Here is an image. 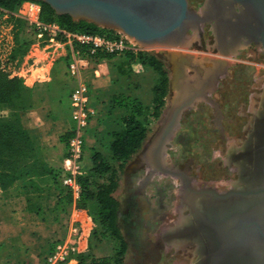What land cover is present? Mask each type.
Wrapping results in <instances>:
<instances>
[{
  "label": "rangeland",
  "instance_id": "374dc122",
  "mask_svg": "<svg viewBox=\"0 0 264 264\" xmlns=\"http://www.w3.org/2000/svg\"><path fill=\"white\" fill-rule=\"evenodd\" d=\"M30 1L34 0H23L13 9L0 7V68L9 77L22 78L28 87L36 77L49 81L52 95L46 97L42 108L33 98L32 108L22 115L34 144L40 148L35 155L38 160L34 165H38L32 170L38 174V168L45 163L58 174L55 180L37 175L27 179L32 209L37 205L39 209L28 212L33 222L24 238L13 236L0 243V264H76L79 254L111 256L117 250L118 242L108 233L103 235L95 204L89 202L86 207H79L80 189L64 182L69 173L76 178L86 175L92 166L91 156L85 155L89 162L78 163V167L75 162L66 163L69 168L66 170L63 160L68 157V144L58 141L60 132L68 128L67 121L72 120L71 91L80 83L85 84L83 78L90 72L70 73L69 65L73 59L63 34L57 40H50L25 27L21 15L25 14ZM227 1L235 12L244 11L243 7H246ZM227 1L186 0L189 18L181 30L163 40L140 42L128 36L136 46L135 50H129L134 56L138 52L154 55L166 71L167 92L158 116L152 115V87L158 79L155 72L141 64L137 57L127 59L124 53L98 60L106 64L102 67L104 73L102 69L99 71L100 86L96 83L97 88L104 91L103 102L113 94H122L137 99L145 107L146 138L122 169L109 158L106 148H98L116 171L117 188L113 195L119 206L121 197L125 199L121 205L123 217L119 221L126 250L120 264H175L174 261L183 259V252L194 247L187 239H173L172 233H168L178 224V219L188 214L187 203L194 202L196 197V203L211 199L210 194H203L210 189L219 196L248 189V174L244 168L249 166L246 155L253 151L249 141L238 148L241 145L238 138L244 139L243 133L251 131L252 135L255 118L260 112L254 116L252 111L260 106L256 101L261 99L250 95L248 111L234 101L238 91L264 92V51L257 39L247 38L246 32L238 34L236 29L235 34L225 33L228 39L231 37L227 40L228 49L221 47V36L215 32L214 19L208 13L212 3ZM237 4L241 8H237ZM80 19L104 33L123 32L111 22L75 20ZM105 66L108 72H105ZM91 86L94 84L89 78L85 88ZM262 104L264 111V95ZM179 107L171 132L159 146L163 128ZM7 112V108L0 109V115ZM249 115L254 117L250 118L249 130H244V119ZM72 123L76 126L73 120ZM239 153L245 163L241 158L235 159ZM262 153L264 151H260ZM81 160L82 155L76 162ZM21 185L19 181L1 192L0 200L3 195H13ZM67 194H70L68 200ZM122 222L126 228L122 227ZM56 243L73 246L75 252L71 258L62 262L50 260ZM167 252L176 253L169 259L171 254Z\"/></svg>",
  "mask_w": 264,
  "mask_h": 264
},
{
  "label": "trees",
  "instance_id": "16d2710c",
  "mask_svg": "<svg viewBox=\"0 0 264 264\" xmlns=\"http://www.w3.org/2000/svg\"><path fill=\"white\" fill-rule=\"evenodd\" d=\"M22 1L0 0V7L13 9ZM37 2L41 5L40 19L43 21H57L63 29L73 32L104 33L85 20H75L69 14H57L44 1ZM74 47L80 50L82 55H87L84 45L74 43ZM111 55L113 54L97 52L94 55H88V57L98 61L101 58H110ZM124 56L127 59L137 57L141 64L157 74V82L152 87V115L158 116L168 86V77L161 61L154 55L141 52L134 56V53L129 50L124 52ZM112 102L113 107H123L126 113L121 116L123 126L112 131V140L106 150L109 158L117 162L118 168L122 169L124 163L141 148L146 138L145 107L137 99L122 94L113 95ZM32 106V87L26 86L20 77H9L0 68V109H8L7 114L0 115V189L4 192L15 183L22 182L21 188L26 198L27 209L29 212H37L39 206L32 209V200L28 192L29 184H26V181L34 175L42 178L50 176L52 180H55L58 172L45 163H42V166L38 168V174L32 170L34 166L38 165H34L38 160L35 155L40 148L34 144L31 133L24 127L21 119L22 113ZM70 134L69 130L64 132L59 135V140L67 143ZM90 160L92 166L88 169V173L76 178L80 189L77 204L81 208L86 207L89 202L95 204L96 217L102 227L103 235L110 234L118 242V248L111 256L95 257L79 254L76 264H120L126 250V241L118 221L119 201L113 195L117 188L116 171L106 162L100 151H94ZM104 178V181L99 182ZM68 195L70 194H67V200Z\"/></svg>",
  "mask_w": 264,
  "mask_h": 264
},
{
  "label": "water",
  "instance_id": "95a60500",
  "mask_svg": "<svg viewBox=\"0 0 264 264\" xmlns=\"http://www.w3.org/2000/svg\"><path fill=\"white\" fill-rule=\"evenodd\" d=\"M46 2L57 14H69L73 19L85 18L93 21L111 22L119 26L123 32L136 41L150 42L163 40L173 32L183 28L187 14L186 0H40ZM244 4L255 14L260 29L255 30L264 51V0H231ZM179 107L172 118L163 128L158 145L161 146L171 132ZM264 165V164H262ZM256 196L264 198V187L257 186L241 192H229L227 195L217 198L227 199L234 196ZM253 225L258 226L257 222ZM263 226V225H262ZM241 228V227H240ZM239 230L244 241H240V248L248 246L249 237L255 238L257 243L261 241L258 232L246 228ZM235 233V232H234ZM231 240V238H229ZM259 252V251H258Z\"/></svg>",
  "mask_w": 264,
  "mask_h": 264
},
{
  "label": "flooded vegetation",
  "instance_id": "af4514ba",
  "mask_svg": "<svg viewBox=\"0 0 264 264\" xmlns=\"http://www.w3.org/2000/svg\"><path fill=\"white\" fill-rule=\"evenodd\" d=\"M216 1L219 2V1H227V0H216ZM236 6H237V8H239L240 4L239 5L237 4ZM243 8L245 10L247 7H243ZM250 12H249V14H250L249 17L243 19L242 22H239V21L237 22L238 26L236 28V32L238 34L240 32H246L248 34V35H246L247 38H249L253 41L255 39H257L259 41V39H258L259 35L255 32V30H256V28L260 29L261 26H260V23H258L255 14L252 12L250 13ZM235 39L237 40L238 37L235 36ZM227 40H229V39H227V37H226V40L224 41L225 44L223 45V48L225 46L224 50H227L229 47V44H228L229 41L227 42ZM226 42H227V44H226ZM260 44H261V42H260ZM261 48H262V44H261ZM238 72H240V71H238ZM236 94H237V100L234 101V103L236 105H238V107L244 106L246 111H248V109L250 108V100H249L250 95L258 96L261 100L256 101V103H259L260 106L257 109H255V111H252V113L255 116L256 113L258 111H260L259 117L260 116L262 117L261 114L264 113V111H262L263 110L262 109V105H263L262 103H263V95H264L263 91L258 92V93L250 92V91H243V92L238 91V92H236ZM253 117L249 115L244 119L246 122V125H245V128H242V129L249 130L248 127L250 125L248 126V124L250 123V120H251L250 118H253ZM255 119H257V117ZM262 122L264 123V117L262 118ZM250 133L251 132H247L246 134L243 133L244 139L238 138L239 143H241V145H239L238 148L242 147L244 145V142H246L248 140H249L250 147H253V145L251 143V139H250ZM241 137H242V135H241ZM256 142L257 143L255 144V147H258L259 148L258 150H264V139H261V140L259 139V141H256ZM243 152L244 151H242L241 153H243ZM241 153L237 154L235 156V159H237V160L240 159ZM241 160L244 162L243 158H241ZM259 171L264 176V165L260 168ZM259 186L264 187V184H261ZM255 187L256 186H254V187L248 186V189L255 188ZM194 190H198V189L194 188ZM228 193L229 192H227V194ZM203 194H210L212 196L211 199L208 198V201L210 203L218 201V199H219V201H222V200L225 201V200H228L230 198L236 197V196L229 197V198L227 197V199L217 198V196H215V195H219V194L217 192H215V190H211V189L208 192L203 193ZM237 198L238 199H240V198L241 199H247V198L251 199V198H256V196H252V195L242 196V197L237 196ZM196 199H197V197H196ZM196 199L192 203H190V202L187 203L186 209L189 211L188 214H186L187 216L185 215L182 219L181 218L178 219L177 220L178 224L174 225L172 227V229H170V231L168 232V233H172L171 237H173V239H174V237L184 238V239H187L190 242V244L194 245V247H191V249H189V251L183 252V259L174 261L175 264H232V263L233 264H237V263L238 264H245L244 261L241 262L240 260L245 259L247 262L248 260L246 258L253 255L249 252L248 249H249L250 244H251L250 242L252 240L255 241V238L250 236L248 246L245 247L244 249L240 248V241H244L246 238H245V236H242L240 234L239 230L241 228L243 230H245L244 228H246L248 234L250 231H254V233L258 232L259 238L264 242V212H261V214L256 216L254 213L255 210L254 209L248 210L249 209L248 208V209H246L248 212L246 211V212H243L242 214H232L231 220L233 221V223L227 224L226 226H224L222 228H220V226H219V229H218V227H215L214 229L219 230V234L213 235L212 239L210 240L209 246H208V244L206 243V240L202 244V241L198 242L197 239H195L198 236V233L200 231H204V230H206L207 227H210L209 225L207 226L208 218L206 220V216H205V215H207L206 214L207 211H206L204 206L200 205L199 203H196ZM199 205L202 206V209L199 208ZM192 214H194L195 217H192ZM121 216H122V211L120 210V206H119V220H120ZM255 222H257L258 226L253 225V223H255ZM119 226H120V221H119ZM210 230L213 231L211 228H210ZM168 236H169V234H168ZM229 238H231V240ZM258 243L264 245V243H262L261 241H259ZM205 244H206V246H205ZM202 245L204 247H202ZM167 253L171 254V256L169 257V259H171V258H173L172 255H174V253H176V252H167ZM257 262L258 261H257V257H256V258H254V263H257Z\"/></svg>",
  "mask_w": 264,
  "mask_h": 264
},
{
  "label": "crops",
  "instance_id": "0c3cea01",
  "mask_svg": "<svg viewBox=\"0 0 264 264\" xmlns=\"http://www.w3.org/2000/svg\"><path fill=\"white\" fill-rule=\"evenodd\" d=\"M68 46H69L70 54L72 56L73 48L69 44ZM81 57L83 58L82 59L83 61L79 70H81V72H90L88 74H85L83 78L86 81L85 84H87V80L89 78L93 81L94 84V86L88 87L89 89L86 88L87 105L94 110V114H92L88 118V123L82 129L83 154H82V160L75 162L76 167H78L77 166L78 163L89 162V157L93 154L94 151H101L98 148L104 149L109 145V143L112 140V136H111L112 131L119 129L123 126L121 122V116H123L126 113V110L123 107L112 106L113 103L112 96L109 97V99L106 102H103L105 99L104 91L100 87L97 88V85L100 86V82L102 81V78L98 77L100 76L99 71H101L102 69L104 73L102 67L106 64L103 63L102 61H96L90 58L84 59V55H82ZM30 66H33V64L31 63ZM104 69L105 72L106 71L108 72L109 70L106 66ZM29 85L32 87L33 98L39 101L42 108L46 97L52 95L51 91L49 90V81L46 79H40L39 77L38 78L36 77V79L33 82H30ZM91 88L93 90H91ZM21 119L24 125L23 115H21ZM67 123H68L67 124L68 128L66 127L63 130V132H60V134H63L64 132L69 130L71 131V134L69 135L70 138L74 134L73 132L74 125L72 123V120L71 121L68 120ZM24 127L27 128L25 125ZM58 141L61 143L59 137H58ZM85 155L89 156L87 160L84 158ZM1 192H3V190L0 189V193ZM28 212L29 211L27 209V202L25 196L23 195L22 188H18V190L13 195H8V196L3 195V199L0 200V243L4 241H8V239L13 236L21 237V238L25 236L26 231L30 229L31 224L33 222L31 221V217L28 216L29 214ZM122 227L126 228V225H124L123 222H122Z\"/></svg>",
  "mask_w": 264,
  "mask_h": 264
},
{
  "label": "built area",
  "instance_id": "2783aa9c",
  "mask_svg": "<svg viewBox=\"0 0 264 264\" xmlns=\"http://www.w3.org/2000/svg\"><path fill=\"white\" fill-rule=\"evenodd\" d=\"M40 11L41 5L37 1H30L28 3L25 14L21 15L24 18L25 27L31 32L48 36L50 40H57V37L63 34L66 42L73 48V61L69 65V71L73 75L79 71L83 61L82 54L80 50L74 48V43L86 47L87 55L84 56V59H88V55H94L97 52L104 54H122L127 50L136 49L135 43L130 42V37L123 32L87 33L68 31L63 29L57 21L46 22L41 20ZM70 106L72 110L71 118L76 123V126L73 129V136L67 141L68 157L63 160L64 169L66 170L69 169L66 167V161L76 162L81 157L83 147L82 129L88 123V118L94 114V110L87 105L84 84L80 83L78 88L71 91ZM64 182L76 189L79 188L74 174L69 173L64 179ZM74 252L75 248L70 244L56 243L53 251L50 253L49 259L55 262L66 261L71 258L70 255L74 254Z\"/></svg>",
  "mask_w": 264,
  "mask_h": 264
},
{
  "label": "bare ground",
  "instance_id": "6f19581e",
  "mask_svg": "<svg viewBox=\"0 0 264 264\" xmlns=\"http://www.w3.org/2000/svg\"><path fill=\"white\" fill-rule=\"evenodd\" d=\"M209 1V0H208ZM232 2V1H231ZM208 6V4H207ZM211 10L208 13V16L214 19L215 24L213 23L214 30L218 35H220V45L223 48V45L225 44L226 37L228 39V36H226L227 31L230 34H235V29L237 28V22H242L243 19L247 18L250 16L249 14V9L246 8L244 11L241 12H235L232 8V5L227 1L226 3L222 4H217V3H212L210 6ZM243 10V9H242ZM207 12V10H206ZM251 13V12H250ZM207 14V13H206ZM226 33V34H225ZM231 36V35H230ZM234 37V36H233ZM232 37V38H233ZM231 39V37H229ZM259 114V113H258ZM262 117H257L256 119V126L254 128V131L252 135H250L251 143L256 144V141H259V139H264V123L262 122V118L264 117V113L261 114ZM253 123V122H252ZM252 132V131H251ZM249 141V140H248ZM258 147H255L253 145L252 151L253 153L247 156L246 162L249 164L245 166L244 171L247 172L248 176L246 177V182L249 187H254V186H259L261 184H264L263 178L264 176L258 171V168L263 166L264 164V153L260 154V151L264 150H258ZM259 152V153H258ZM257 153V154H255ZM68 162V161H66ZM261 175H259L258 174ZM263 176V177H262ZM121 205L122 201L124 203L123 197H121ZM237 198V197H235ZM241 199V198H240ZM240 199H234L230 198L225 201H215L213 203H210L207 199H204L200 202H198L200 205L204 206L207 215L206 220H207V226L209 225L210 227H207L206 230L200 231L198 233V236L195 238L197 239L198 242L202 241L203 242L206 240V243L209 246L210 240L212 239L213 235H218L219 230L214 229L215 227L219 226L220 228L226 226L227 224L233 223L232 219V214H242L243 212H246L248 210H255L254 213L256 216L261 214V212H264V199L263 198H251V199H245V200H240ZM120 205V207H121ZM199 205V208L202 209V206ZM253 207V208H252ZM248 212V211H247ZM192 217H195L194 214H192ZM230 218V219H229ZM205 219V218H204ZM229 219V220H228ZM187 220V219H186ZM228 220V221H227ZM210 228L213 230L211 231ZM176 237H174L175 239ZM200 240V241H199ZM250 247H249V252L253 255L249 256L246 258L248 261L246 262L245 259H239L241 262H245V264H264V245L259 244L256 241H251L250 242ZM206 246V244H205ZM202 247H204L202 245ZM208 249V248H207ZM259 251V252H258ZM255 256V257H254ZM257 257V263H254V258ZM233 264V263H232ZM238 264V263H237Z\"/></svg>",
  "mask_w": 264,
  "mask_h": 264
}]
</instances>
